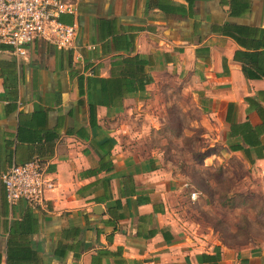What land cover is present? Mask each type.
I'll return each mask as SVG.
<instances>
[{
    "label": "crops",
    "instance_id": "0c3cea01",
    "mask_svg": "<svg viewBox=\"0 0 264 264\" xmlns=\"http://www.w3.org/2000/svg\"><path fill=\"white\" fill-rule=\"evenodd\" d=\"M71 2L60 19L77 26L73 48L36 39L16 60L0 43V173L36 157L53 183L38 206L8 203L0 180V264H264V246L183 226L189 194L147 135L153 98L181 82L219 116L230 152L264 163V0ZM126 62L152 81L101 105L98 79Z\"/></svg>",
    "mask_w": 264,
    "mask_h": 264
},
{
    "label": "rangeland",
    "instance_id": "374dc122",
    "mask_svg": "<svg viewBox=\"0 0 264 264\" xmlns=\"http://www.w3.org/2000/svg\"><path fill=\"white\" fill-rule=\"evenodd\" d=\"M161 92L153 98L157 124L147 135L161 167L189 194L179 208L183 226L238 249L264 246V163L245 162L227 149L219 116L191 85H164Z\"/></svg>",
    "mask_w": 264,
    "mask_h": 264
},
{
    "label": "built area",
    "instance_id": "2783aa9c",
    "mask_svg": "<svg viewBox=\"0 0 264 264\" xmlns=\"http://www.w3.org/2000/svg\"><path fill=\"white\" fill-rule=\"evenodd\" d=\"M74 11L71 0H0V43L8 46L16 60L27 56L36 39L71 49L77 26L63 22L60 16ZM47 174L46 164L36 157L22 164L12 163L0 173L8 203L22 199L42 205L45 192L53 186Z\"/></svg>",
    "mask_w": 264,
    "mask_h": 264
},
{
    "label": "trees",
    "instance_id": "16d2710c",
    "mask_svg": "<svg viewBox=\"0 0 264 264\" xmlns=\"http://www.w3.org/2000/svg\"><path fill=\"white\" fill-rule=\"evenodd\" d=\"M130 60L143 61L140 56H135L132 58H126V61ZM126 62V64H127ZM243 73L245 75H249L247 68L242 66ZM152 81L151 76L147 75L145 71L144 65H136L133 68L132 65L127 64L125 66V71H123L121 76L109 77V78H100L98 79L99 90H103L105 92L106 97H101L98 101L101 105L107 107H121L122 96L128 91L135 89L144 90L145 85ZM200 97H202L199 94ZM246 101H250L251 99L245 98ZM203 100H201L202 102ZM91 109V123H94L95 117V105H90ZM244 128L240 131L242 135L243 142L250 145V143L254 142V135L257 134L253 128L248 126L246 123H243ZM239 196V195H238ZM244 203V201L240 202Z\"/></svg>",
    "mask_w": 264,
    "mask_h": 264
}]
</instances>
